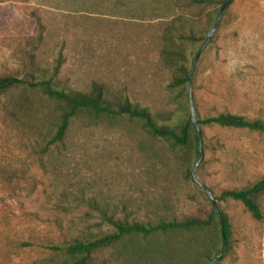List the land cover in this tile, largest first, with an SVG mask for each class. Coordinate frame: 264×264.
<instances>
[{
	"label": "rangeland",
	"instance_id": "1",
	"mask_svg": "<svg viewBox=\"0 0 264 264\" xmlns=\"http://www.w3.org/2000/svg\"><path fill=\"white\" fill-rule=\"evenodd\" d=\"M222 4L192 0H0V77L53 76L55 88L129 101L167 125L230 113L264 122V0H232L192 68ZM176 38L175 43L173 39ZM173 59L191 79L170 89ZM40 91L0 94V264H65L56 247L109 234L115 219L206 218L219 197L264 179V133L201 128V156L185 163L170 145L127 118L73 120L63 144L43 147L59 123ZM178 157V158H177ZM198 163V166L196 167ZM263 219L217 201L232 226L215 264H264ZM207 236L132 237L97 251L90 264H210ZM223 250L218 242L210 253Z\"/></svg>",
	"mask_w": 264,
	"mask_h": 264
},
{
	"label": "trees",
	"instance_id": "2",
	"mask_svg": "<svg viewBox=\"0 0 264 264\" xmlns=\"http://www.w3.org/2000/svg\"><path fill=\"white\" fill-rule=\"evenodd\" d=\"M204 5L212 2L225 3L226 0H192ZM229 1L228 5L231 4ZM227 5V7H228ZM176 38L173 39L175 43ZM181 59H173L171 72L172 81L170 89L182 91L191 76L188 68ZM53 76H42L39 79L21 80L13 76L0 77V94L9 93L12 90L23 89L25 91H40L55 105V113L59 116V123L55 131L49 136L43 147L44 152H49L52 147L63 144L68 136L71 124L78 117H87L93 120L127 118L138 122L142 128L152 137L161 139L170 145L171 150L182 162L188 163L191 159L199 158L201 151V137L198 129L191 121V116L184 115L178 121L161 126L147 108H141L129 101H121L118 104L110 103L104 94V88L96 84L91 93L68 92L55 88ZM198 126L219 127L223 129L248 130L264 133V122L251 121L243 116L230 113H221L216 116L200 118L197 116ZM201 135V132H200ZM178 158V157H177ZM189 177L192 173L189 172ZM264 193V179L254 183L251 187L241 190H226L216 201L233 200L241 203L255 220H262L263 214L255 196ZM219 208V207H218ZM103 222L110 227L109 234L100 237L95 235H82L75 239L67 247H56L54 250L67 257L65 264H90L94 254L102 249L114 247L127 238H149L155 235H188L194 238L207 236L209 248L204 255L213 261L210 253L215 250L218 242L224 247V243L230 245L232 226L228 216L219 208L216 211L213 206L206 218L185 217L181 220L160 219L157 222L129 221L127 218L115 219L103 214Z\"/></svg>",
	"mask_w": 264,
	"mask_h": 264
},
{
	"label": "water",
	"instance_id": "3",
	"mask_svg": "<svg viewBox=\"0 0 264 264\" xmlns=\"http://www.w3.org/2000/svg\"><path fill=\"white\" fill-rule=\"evenodd\" d=\"M230 0H226L225 3L223 4V6L221 7L220 9V13H219V16H218V19L216 21V24L214 25L213 29L208 33V36H207V41L205 43V45L203 46V48L201 49V51L197 54L196 58H195V61H194V65H193V68H192V72H191V76H192V73H193V70H194V67H195V64L196 62L198 61L201 53L203 52V50L209 45V43L211 42V39H212V36L214 35V33L217 31L218 27H219V24H220V21H221V18H222V15H223V12L225 10V8L227 7L228 3H229ZM190 104H191V121L194 125H196L197 129H198V133H199V136L201 137L200 135V128L198 126V122H197V115H196V112H195V109H194V106H193V103H192V100L190 101ZM198 166V163L196 165V167ZM192 176L195 180V182L205 191L206 195L209 197L211 203H212V206L213 208L218 211L219 208H218V205H217V201L215 199V196L213 195L212 191H210L206 186H204L202 183H200L197 179H196V173H195V170L193 171L192 173ZM226 244L224 243V247H223V250L222 252L213 259V261L210 263V264H215L218 260H220L222 258V256L224 255L225 251H226Z\"/></svg>",
	"mask_w": 264,
	"mask_h": 264
}]
</instances>
